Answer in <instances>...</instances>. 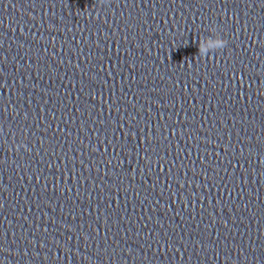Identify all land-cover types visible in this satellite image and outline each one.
Here are the masks:
<instances>
[{
  "label": "clouds",
  "instance_id": "clouds-1",
  "mask_svg": "<svg viewBox=\"0 0 264 264\" xmlns=\"http://www.w3.org/2000/svg\"><path fill=\"white\" fill-rule=\"evenodd\" d=\"M215 41L212 40V37L202 38L199 40L198 49H199V56L204 57L209 54V47H215L217 50L223 49L226 44L227 40L221 38L219 35H215Z\"/></svg>",
  "mask_w": 264,
  "mask_h": 264
}]
</instances>
